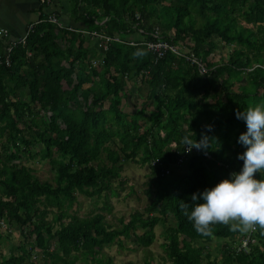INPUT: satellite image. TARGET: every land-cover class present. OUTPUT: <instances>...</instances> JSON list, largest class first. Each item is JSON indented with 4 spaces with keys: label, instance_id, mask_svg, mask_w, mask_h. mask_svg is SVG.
<instances>
[{
    "label": "trees",
    "instance_id": "trees-1",
    "mask_svg": "<svg viewBox=\"0 0 264 264\" xmlns=\"http://www.w3.org/2000/svg\"><path fill=\"white\" fill-rule=\"evenodd\" d=\"M64 6V18L61 5L42 11L24 42L11 48L8 65L0 64V226H7L0 242L8 244L12 229L22 237L7 256L0 252V264H114L104 247L133 237L146 251L157 225L168 264H264V231H250L241 247L246 233L215 224L212 235L198 234L182 207L190 204V212L193 193L243 167L237 156L246 148L238 138L247 128L235 113L264 104V0H66ZM49 14L61 27L46 20ZM154 27L159 39L192 53L207 71L169 51L155 58L142 43L155 39ZM75 29L130 34L136 44L105 42L90 65L95 55L86 41L93 38ZM219 47L227 55L213 61ZM128 80L146 95L127 114L120 100ZM185 136L206 137L210 146L177 164ZM35 155L48 160L50 179L39 180L20 163ZM128 161L147 165L155 183L152 193L145 191V215L132 211L111 227L100 213L71 210L77 194L109 209L113 183L127 182L120 172ZM214 238L224 241L219 257L201 245ZM142 264L153 263L146 256Z\"/></svg>",
    "mask_w": 264,
    "mask_h": 264
},
{
    "label": "rangeland",
    "instance_id": "rangeland-1",
    "mask_svg": "<svg viewBox=\"0 0 264 264\" xmlns=\"http://www.w3.org/2000/svg\"><path fill=\"white\" fill-rule=\"evenodd\" d=\"M53 4L57 5L56 1ZM54 5L48 4L44 8V11L52 10ZM58 6L60 5H57V7ZM122 38L124 40L129 38L134 39V35L131 36L129 34L122 36ZM86 44L88 45L90 54L94 52L95 55L94 57L92 56L90 60H97L99 52H101L103 49L104 43L98 39H92L87 40ZM227 52L228 48L219 47L212 53L210 59L215 61L219 58V55L221 57H226ZM137 86L138 82L136 80H128L125 83V93L120 100V106L121 109L127 114L136 111L145 98V91H138ZM235 87L236 85L234 88ZM76 98L77 100L80 99L79 94L76 95ZM105 106L106 103L103 104V107ZM148 110L149 109H147L145 112L148 113ZM45 117H47V115H45ZM138 123L144 124V118L138 120ZM2 142L3 137H0V144ZM20 163L29 167L33 175L39 180L50 179L52 176V168L48 163V160L39 158V155H35L33 157L23 156L20 160ZM120 174L127 179V182H122L121 184H117V182L113 183L116 193L107 196V203L110 206L109 209L101 208L102 203L99 200L94 201L93 199L82 194H77V204L74 205L71 210H75L78 216H88L93 213H100L103 216L104 221L111 227H118L119 219H122L123 221L127 220L129 213L132 211H138L142 214V216L145 215L144 209L150 201L145 191L149 190L152 193L155 184H151L152 174L150 173L149 168L147 165L139 166L136 163L128 161L122 167ZM48 217H50V215H48ZM171 224V218L168 217V225ZM6 227L7 226L3 223L0 226V230L5 232L7 231ZM162 230L163 228L160 225H157L153 228L154 239L152 243L146 248V251L141 247H135L133 237L122 238V247L112 244L110 246L104 247L103 251L108 257L111 258V261L114 264H127L129 262L142 264V261L146 256L151 258L153 264H168V261L164 258L163 251L160 246L162 242ZM135 231L136 233H140V229H136ZM21 242L22 237L19 235L17 229H12L10 231L8 244L0 242V252L7 256L9 253V244L17 245ZM223 243V240L214 238L210 242L201 243V245L205 246L211 255L219 257L217 252L218 246L222 245ZM14 252L16 253L17 251ZM38 255V251L35 250V252L32 253L31 259L33 260V257H37Z\"/></svg>",
    "mask_w": 264,
    "mask_h": 264
},
{
    "label": "clouds",
    "instance_id": "clouds-1",
    "mask_svg": "<svg viewBox=\"0 0 264 264\" xmlns=\"http://www.w3.org/2000/svg\"><path fill=\"white\" fill-rule=\"evenodd\" d=\"M235 115L247 128L238 138V143L246 148L237 156L243 161V167L215 187L193 193L190 212V204L182 205L195 231L204 236L212 235L215 224L228 226L233 232L247 233L257 228L264 231V179L255 178L257 173L264 174V104L243 111L238 109ZM180 144L189 152L193 148L206 150L210 146L206 137L197 141L185 136ZM199 199L204 202L196 203Z\"/></svg>",
    "mask_w": 264,
    "mask_h": 264
},
{
    "label": "built area",
    "instance_id": "built-area-1",
    "mask_svg": "<svg viewBox=\"0 0 264 264\" xmlns=\"http://www.w3.org/2000/svg\"><path fill=\"white\" fill-rule=\"evenodd\" d=\"M50 2V0H38V3L41 5H46ZM47 21H49L50 23H53L55 25H57V27H61V24L58 22V20L56 19L54 14H49L46 18ZM37 23L36 21H34L33 23H29L25 29V32L23 35L11 39L9 37V33L6 29L1 28L0 27V40H3V52L0 54V64L3 63L4 65H8L9 60H8V53L10 52L11 48L18 44V43H23L24 39L27 35L28 32L31 31L32 26ZM69 30H72V26L70 27H66ZM75 31H78L81 34H88V36H90L93 39H98L100 41H102V43L105 42H115V43H124V44H136L133 42V40H124L122 39L120 36L117 35H113V36H107L104 35L102 33H98V32H94V31H86L84 29H75ZM158 34V29L157 27H154L153 30V37L155 38L154 40H147L145 42H142L143 44H145L147 50L154 55L155 58H159L161 57L166 51L171 52L172 54L176 55V56H183L185 60L189 61L191 64H194L198 70L199 73L204 74L207 69L204 67V65L202 64L201 60L197 57H195L192 53H185V52H181L178 51L175 47H173L171 44L165 42L162 39H159L157 36ZM159 35V34H158ZM105 45V44H104ZM103 45V46H104ZM90 65H95L96 60L93 61H89ZM187 146H185L186 148ZM192 151L197 152L198 150L193 148L190 152L189 151H185L184 148L182 147L180 150L175 151L176 153V163L179 164L181 161H183ZM205 156L206 153H204ZM250 232V231H249ZM249 232L245 234V236L240 240V246L244 247L246 245V242L248 240L249 237Z\"/></svg>",
    "mask_w": 264,
    "mask_h": 264
},
{
    "label": "crops",
    "instance_id": "crops-1",
    "mask_svg": "<svg viewBox=\"0 0 264 264\" xmlns=\"http://www.w3.org/2000/svg\"><path fill=\"white\" fill-rule=\"evenodd\" d=\"M52 1H56L57 5L63 7L61 17L64 18L66 0ZM57 5H54L52 10H58ZM44 8L38 0H0V27L8 31L11 39L17 38L24 34L29 23L37 20L40 13L45 10Z\"/></svg>",
    "mask_w": 264,
    "mask_h": 264
}]
</instances>
